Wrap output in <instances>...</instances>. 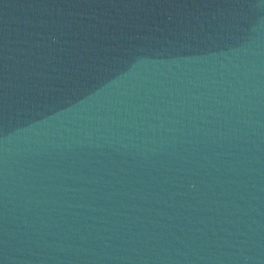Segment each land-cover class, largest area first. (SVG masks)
<instances>
[{
    "label": "water",
    "instance_id": "95a60500",
    "mask_svg": "<svg viewBox=\"0 0 264 264\" xmlns=\"http://www.w3.org/2000/svg\"><path fill=\"white\" fill-rule=\"evenodd\" d=\"M0 264H264V0H0Z\"/></svg>",
    "mask_w": 264,
    "mask_h": 264
}]
</instances>
